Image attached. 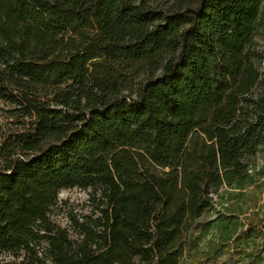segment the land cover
<instances>
[{"label": "trees", "instance_id": "16d2710c", "mask_svg": "<svg viewBox=\"0 0 264 264\" xmlns=\"http://www.w3.org/2000/svg\"><path fill=\"white\" fill-rule=\"evenodd\" d=\"M263 29L264 0H0V264H264Z\"/></svg>", "mask_w": 264, "mask_h": 264}, {"label": "rangeland", "instance_id": "374dc122", "mask_svg": "<svg viewBox=\"0 0 264 264\" xmlns=\"http://www.w3.org/2000/svg\"><path fill=\"white\" fill-rule=\"evenodd\" d=\"M260 35L261 36L258 38V41L261 43L262 49H264V29L263 31H261ZM8 110H9L8 106L4 102H0V141L2 137L6 135V132L9 130V127H10L9 117L7 114ZM247 161L252 165L259 166L263 163L262 154L259 153L254 156L248 157ZM263 197L264 195L262 196V198ZM61 198L64 200H68L69 207L74 208L77 211H80V212L85 211L88 207L87 193L84 191H81L80 189L65 191L61 194ZM260 204H262V202ZM69 207H67V209H69ZM60 222L64 226H67L68 225L67 216L63 215L62 218L60 219ZM237 259L238 258L236 257L231 258L229 255H225L221 258L216 259L212 263H207L205 260H203V261H197L196 264H236Z\"/></svg>", "mask_w": 264, "mask_h": 264}]
</instances>
